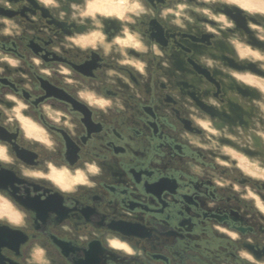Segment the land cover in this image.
<instances>
[{
  "label": "flooded vegetation",
  "instance_id": "flooded-vegetation-1",
  "mask_svg": "<svg viewBox=\"0 0 264 264\" xmlns=\"http://www.w3.org/2000/svg\"><path fill=\"white\" fill-rule=\"evenodd\" d=\"M84 1L0 2V56L20 61L0 60L14 117L0 138L31 173L0 166V189L27 214L9 225L18 208L0 199V264H264V180L242 158L264 155L262 93L242 79L263 76L237 67L259 61L240 53L245 30L222 3L144 0L140 16L96 3L73 18ZM91 162L101 172L89 177Z\"/></svg>",
  "mask_w": 264,
  "mask_h": 264
},
{
  "label": "clouds",
  "instance_id": "clouds-1",
  "mask_svg": "<svg viewBox=\"0 0 264 264\" xmlns=\"http://www.w3.org/2000/svg\"><path fill=\"white\" fill-rule=\"evenodd\" d=\"M0 2L7 4V0H0ZM40 2L45 7H57L58 6L57 0H40ZM7 6L11 7L10 4ZM133 11H134L135 16H140L142 14L150 13L151 9L147 6V4L144 2V0H140V2L136 3L133 6ZM82 14L83 13L77 9L76 12L74 13L73 18H75V16L82 15ZM125 19L131 20L132 17L131 16L125 17ZM3 23L5 25H7V27H5L3 29L4 33L11 34L13 30H15V32L17 34L19 33V31H20L19 27L14 22H12L11 20L4 19ZM76 43H79V41L77 40ZM68 46H71V45H68ZM93 47H95V45H93ZM140 47L144 48V45L141 44ZM152 49H153V51L158 50L155 45L152 46ZM33 59L35 60V63L37 65H39L41 63V61L38 58H33ZM0 60L8 62L12 66H16L20 63L19 60L13 59L7 54L0 56ZM138 66L141 67V69L143 68L142 65H138ZM59 70L61 72H67L68 71V69L66 67H63V66H61V68ZM0 71H2V69H0ZM49 74H51V73H49ZM25 87H27V85H25ZM5 98L9 99V100H16V103L20 104V101L17 100V97L14 94H6ZM208 102L212 103V104L216 103V101L211 97L208 98ZM96 103L99 105V107L104 108L106 105L110 104V101L109 100H100V101H96ZM0 109H3V115H2V117H0V127L11 126V122L13 121L14 117L10 114V112L7 108H4V106L2 104H0ZM200 122L202 123V126L205 129H208L209 131H212V132L216 131V129L214 128L212 121L210 119H204L203 121H200ZM70 127H71V125H69V128ZM260 134L264 135V132H261ZM0 161H2V163H0V166L9 165L12 168L17 169L21 178H24V179L31 178V173L28 170V165L25 162H21L19 159H17L15 157V154H14L11 146L3 138H0ZM85 172L89 175V177H91L93 175L99 174L101 172V168L97 162H91L85 168ZM82 175H83V173H82ZM88 182H89L88 179L84 180V183H88ZM0 199L11 200L12 203L16 204V206L18 208V211L12 217H10L8 219V224L13 226V227H23L25 225V220H26V215H27L25 210L19 206L18 202L14 200V198L11 196V194L6 189H0ZM262 210H264V209H262ZM126 245H127L126 250L131 254L133 252L131 245L127 244V242H126ZM36 251L41 252L42 250L37 248ZM245 255L247 256V258L249 260L252 259V257L250 255H247L246 253H245Z\"/></svg>",
  "mask_w": 264,
  "mask_h": 264
},
{
  "label": "rangeland",
  "instance_id": "rangeland-1",
  "mask_svg": "<svg viewBox=\"0 0 264 264\" xmlns=\"http://www.w3.org/2000/svg\"><path fill=\"white\" fill-rule=\"evenodd\" d=\"M205 1H207L208 3H210L212 5H216L219 3L239 4L236 1H230V0H205ZM242 1L247 2V3L250 2L256 6L253 9H250V8L244 7L241 4H239L243 8H245V9H247L253 13L257 12L258 14H264V11L260 8V7H264V0H242ZM138 2H139L138 0L130 1V4L126 6L125 10L126 11L133 10V6ZM96 3L102 4L101 7L99 6L100 9H102L101 11H103L102 15H105V14L107 15L108 12H105L104 9L105 8L108 9L109 7H111L110 4L107 3L106 4L107 6L103 7L105 5L104 2L97 1V0H85L84 3H82L80 6L76 7L80 12L83 13L82 15H79V16L83 17L84 15H89V13H92L91 16H95L96 12L94 9L96 8L95 7ZM84 6L86 7V9L84 8ZM112 6H114V5H112ZM114 7H116L115 9H117L115 13H118V11L121 10V9L117 8V6H114ZM91 8H94V9H91ZM97 9L100 10L99 8H97ZM200 9H202V8L200 7ZM203 9L208 10L206 8H203ZM254 28L258 31V34L262 38H264V27L254 25ZM245 50L250 51V53L247 55L251 56L254 59L259 60L260 64L264 67V50L263 51L262 50L261 51L255 50L250 46H246ZM253 79H254L253 83L257 85L258 89H260V91L262 93L261 94L262 95L261 100L259 101V104H260L259 106H260V114L262 115L263 120H262V124L259 125L260 127H258V132L261 133V132H264V77L255 76V77H253ZM261 137L263 139V144H264V135H261ZM242 158H244V164H243L244 169L246 171L252 173L253 175H255L256 178L264 180V155L261 156L260 158H246V157H242ZM38 260L41 261L42 263H44L46 261V258L45 257H39Z\"/></svg>",
  "mask_w": 264,
  "mask_h": 264
},
{
  "label": "water",
  "instance_id": "water-1",
  "mask_svg": "<svg viewBox=\"0 0 264 264\" xmlns=\"http://www.w3.org/2000/svg\"><path fill=\"white\" fill-rule=\"evenodd\" d=\"M215 10L221 11L225 13L226 15L230 16L234 20L237 27L243 28L248 35V43L252 47L259 48L262 51L264 50V38L258 37L255 34L254 30L247 24L246 17H248V13L245 8L235 3H222L221 6H216ZM249 18L253 21L254 24L261 25L264 27V14L257 13V17L249 16ZM259 63H260L259 61L255 62L252 60L245 59L244 62L241 63L240 65H237V67L241 69H249L252 72L264 77V69L260 67ZM244 86L247 91L250 89L249 88L250 86L245 85V84ZM251 90L254 93L258 92L254 88H251ZM211 115L212 117L217 118V119L221 118V114L218 112H214Z\"/></svg>",
  "mask_w": 264,
  "mask_h": 264
},
{
  "label": "bare ground",
  "instance_id": "bare-ground-1",
  "mask_svg": "<svg viewBox=\"0 0 264 264\" xmlns=\"http://www.w3.org/2000/svg\"><path fill=\"white\" fill-rule=\"evenodd\" d=\"M97 1H103L105 2L106 4H110L111 7H109L108 9H104L105 12H108V13H115L117 9H115L116 7L114 6H117V8L123 10L126 8L127 6V2H125V0H97ZM230 1H236L238 2L239 4H241L242 6L244 7H247V8H250V9H253L254 7H256L254 4L250 3V2H243L242 0H230ZM117 2V3H116ZM114 5V6H112ZM263 11H264V7H260ZM100 9V8H99ZM102 10V9H100ZM240 52V51H239ZM241 55H247L250 53V51L248 50H242L241 52ZM254 55V54H253ZM242 79L248 83H253L254 79L251 77V76H244L242 77ZM234 95V94H233ZM235 96V95H234Z\"/></svg>",
  "mask_w": 264,
  "mask_h": 264
}]
</instances>
